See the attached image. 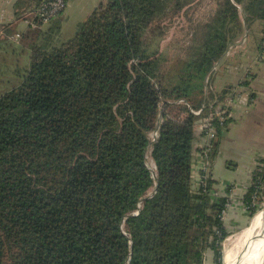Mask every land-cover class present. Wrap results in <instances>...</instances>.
Wrapping results in <instances>:
<instances>
[{
	"label": "trees",
	"instance_id": "trees-1",
	"mask_svg": "<svg viewBox=\"0 0 264 264\" xmlns=\"http://www.w3.org/2000/svg\"><path fill=\"white\" fill-rule=\"evenodd\" d=\"M41 1L15 5L32 18ZM194 1L105 0L61 41L60 14L18 33L26 66L0 94V264H202L206 252L223 264L232 185L219 192L208 169L195 184L193 143L211 116L208 168L231 122L214 116L231 89H211L213 68L256 21L262 61L264 0H214L169 63L150 37ZM263 195L259 158L245 213Z\"/></svg>",
	"mask_w": 264,
	"mask_h": 264
},
{
	"label": "rangeland",
	"instance_id": "rangeland-1",
	"mask_svg": "<svg viewBox=\"0 0 264 264\" xmlns=\"http://www.w3.org/2000/svg\"><path fill=\"white\" fill-rule=\"evenodd\" d=\"M74 1H81V3L85 7L84 13H89V7H92V2H90V0ZM214 7V0H195L179 15L164 20L167 29L163 36H160L159 38H157V35H155V37H150L152 42L155 43V45L157 44L158 50L169 59V63L174 62L175 58H177L178 55L183 54V48L189 43L195 26L199 22H205V20H207V17L213 12ZM84 13L82 14L81 9L77 10L75 7H71L68 14L69 19L65 20V23L61 22V20H58L57 24L60 27H66L62 28L63 31L60 41L62 40V36L64 35H73L74 28H72L70 24L72 20H74V18L86 15ZM20 15L18 17H20ZM18 21V24H16L15 27H12V33L21 32L22 30L27 28L26 20H20V18H18ZM0 23H7V20L4 19L3 21H1L0 19ZM260 28L261 26L259 21H256L249 26L248 30L246 31L244 41L238 46V50L235 48V45L231 47V51H228L227 53L228 57H225L223 59V63L220 66V69H218L216 76L219 84L223 85V81H229L235 76L233 72L227 69L230 64H232V67H236L235 72H237L239 68H242L238 65H244L246 69L241 72L240 78L241 81H244L245 79L249 80L250 77L254 75V78L249 80L251 88L250 85L246 89H243L244 87H242L243 92L241 94L238 92V90L234 91L236 92V97L242 95L244 96L246 102L250 99V94L252 93V91H254L252 89H255V91L256 89L259 90L260 94L264 92V56L261 58V62L258 61L256 48L257 38L260 35ZM16 33L11 35L9 40L0 41V94L17 83V79L19 78L18 70L24 69L26 66L27 58L24 55L25 50L20 46L19 40L16 39L19 35L18 33ZM3 34V37L5 38V33ZM1 36L2 35H0V40H3L1 39ZM237 40L240 41L241 38L239 37V39ZM235 51L236 53L233 55ZM250 55L254 57V60L249 59ZM222 87H224V85ZM216 89L220 90V86L218 85ZM219 92H221V90ZM230 95L231 94H228V97ZM236 97L234 99H236ZM261 97L264 98V95ZM238 101L239 99H237V102ZM237 128V124L234 125L231 130V137L232 135H236ZM239 150L240 146L232 141L230 143V147L227 149H223L220 155L217 156L213 171L217 183L222 186H219V192H223L226 185L234 184L235 186H237V190H234L231 193L232 205L227 216L224 219V221L227 222L228 225L227 228L229 231V235L224 238L221 243L223 264L226 263V259L230 258V248L233 246L234 241L237 239L241 231H243L245 228H247V226L250 225L252 219L256 214L264 211V195L259 203L260 207L258 208L257 212L254 213V215H248L247 213H245L246 210L243 207H240V198L245 190V188L243 190H241L240 188L248 183L250 173L256 166L257 160L263 157L254 158L251 153L245 154L244 151L239 152ZM227 157L232 158L235 161L232 162L234 164L236 163V165H238V168H221V165H219L218 163H220L221 160ZM226 163L227 162H225V164ZM147 165L150 169H154L153 162L149 156H147ZM249 167H252L251 171H249ZM206 169H208L207 166ZM195 184H197V181H195ZM216 187L218 186L216 185ZM233 187L234 186L232 185L231 188L233 189ZM152 190L153 189H150L148 191V194L151 193ZM263 227L264 224L256 227L254 230L255 235L258 234L259 237L256 238L258 240L255 241L253 249H255L257 246L262 245V243L264 242V234H260L262 229H264ZM250 250L251 249H248V251ZM260 255V264H264V249L261 251ZM243 258L244 257L240 258L239 260H242ZM236 259L237 260H235V262L237 263L238 258Z\"/></svg>",
	"mask_w": 264,
	"mask_h": 264
},
{
	"label": "crops",
	"instance_id": "crops-1",
	"mask_svg": "<svg viewBox=\"0 0 264 264\" xmlns=\"http://www.w3.org/2000/svg\"><path fill=\"white\" fill-rule=\"evenodd\" d=\"M16 1L17 0H0V19H1V21H3L4 19L7 20V23H0V35H2L1 36L2 38L4 36L3 33H5L6 30L9 31V30L13 29L12 27H15L16 24H18V22H19L18 18H20V20H26L27 18H29L32 15V12L34 10V8L32 7L33 4L28 6L29 8L26 7L25 5L16 6L15 5ZM104 1L105 0H90V2H92V7H89L90 11H88V12L90 13L92 11V9L99 2H104ZM71 7H75L77 10L81 9L82 14L85 11V7L81 3V1L79 2V1H74V0H67L65 10L59 15V17L57 19L61 20V22L65 23V20L69 19L68 14H69ZM19 11H20V13H19ZM89 13H87V14L84 13L86 15H84V16L82 15L81 17L78 16V17L74 18V20H72L70 26H72V28H76V26L80 22H82L87 17V15ZM19 15H20V17H18ZM60 28L62 29V28H66V27H60ZM24 30H22V31H24ZM247 30H248V28L243 29L242 35L239 36L241 38V40L240 41L235 40V42H233L228 47L226 54L223 56V58L217 64H215V66L213 68L214 73H213V77H212V81H211V85H210V87L213 91L219 92L220 90L222 91L225 88H230L231 92L229 94H235L236 92L234 90H238V92L241 94L243 92V89L247 88L245 86L243 89H242V87L240 89V87L238 86V84L241 82V78H240L241 72H243V70L246 69V67H244V65L243 66L238 65V66H241L243 69L239 68L237 71L238 73H237V72H235L236 67H232V64H230V66L227 69L230 70L231 72H233L235 74V76L229 81L228 80L223 81L222 84L224 85V87H222L223 85L219 84V82L216 78L217 71H218V69H220V66L223 63V59L225 57H228V54H227L228 51H231V47H233L234 45L236 46L235 48L238 50V46L244 41L245 34H246ZM15 33H13V34H15ZM17 33H19V32H17ZM239 37H238V39H239ZM235 53H236V51L233 53V55ZM249 59L254 60V57H252L250 55ZM218 85L220 86V90L216 89ZM250 88H251V84H250ZM252 90H254V91H252V93H254L255 96L250 98L247 102L245 101L244 96H242V95L237 96V98L234 100L232 111H231V116H230L231 122L228 125V130L225 132V134L223 135V137L220 140L217 155L215 156V158L213 160L211 159L209 162L208 171L211 173V176L213 179H215L213 171H214V166H215L216 160H217L216 158L218 155H220V153L223 149H227L230 147V143L232 141L240 146L239 152L244 151L245 154L251 153V155H253L254 158H256V157H263L264 158V98L261 97L264 95V92H262L260 94V91L257 89H256V91H255V89H252ZM250 97H251V95H250ZM237 99H239L238 102H237ZM236 124L238 126L237 131H236V135H234V136L232 135V137H231V133H232L231 130L234 127V125H236ZM203 144H204V140L202 137L199 136V134L196 130L195 140L193 143L194 158H195L194 175H195V169L200 167L201 163L203 161V158H202L204 155L203 150H202ZM232 161L235 162L232 158L227 157V158L221 160L220 163H218V164L221 165V168H223V167L231 168V169L232 168H238V165H236V163L234 164ZM225 162H227V163L225 164ZM251 170H252V167H249V171H251ZM232 185L234 187H233V189L231 188V191L237 190L236 189L237 186H235L234 184H232ZM219 186H221V185L218 184V187ZM246 186H247V183L240 189L243 190L244 188H246ZM225 226H226V229L228 230L227 222H225ZM202 264H214L210 252H206V254L204 255V261Z\"/></svg>",
	"mask_w": 264,
	"mask_h": 264
},
{
	"label": "built area",
	"instance_id": "built-area-1",
	"mask_svg": "<svg viewBox=\"0 0 264 264\" xmlns=\"http://www.w3.org/2000/svg\"><path fill=\"white\" fill-rule=\"evenodd\" d=\"M66 7V0H42L39 5L35 8L34 15L32 18H27L26 19V25L34 28L37 26V23L39 22L40 24H45L49 22L51 19L57 17L59 14H61ZM236 97L235 94H231L226 100L220 104L217 105L216 111L214 116L218 117L219 121H223V118H228L231 116V111L234 103V98ZM237 98V97H236ZM222 108V109H221ZM194 114L198 115L201 112L200 110L192 111ZM197 132L198 134H203L202 138L204 140V144L202 145V150H203V161L201 163V166L195 169V175H193V178L196 181H199L201 179V174L202 172H206V164H207V155L208 152L211 150V139L215 136L216 129L215 126L211 123V116L209 118H203L197 125ZM151 138L154 139L156 136V132L151 133ZM154 165V164H153ZM195 167V166H194ZM193 167V168H194ZM155 169V166H154ZM154 169H150L152 172ZM194 174V173H193ZM231 193L232 191L230 190V194H228V197L230 201L226 203V208L222 211L221 213V218L224 220L225 217L227 216L230 208H231ZM241 208L244 206L242 203L240 204ZM140 208V205H138ZM245 209V208H244ZM138 210V209H137ZM137 210L133 212V214H137ZM225 222V221H224Z\"/></svg>",
	"mask_w": 264,
	"mask_h": 264
},
{
	"label": "bare ground",
	"instance_id": "bare-ground-1",
	"mask_svg": "<svg viewBox=\"0 0 264 264\" xmlns=\"http://www.w3.org/2000/svg\"><path fill=\"white\" fill-rule=\"evenodd\" d=\"M264 224V211L256 214L251 223L245 228L237 239L234 241L233 246L230 248V258L225 260V264H260L261 251L264 249V242L262 245L257 246L255 249V241L258 240V234L255 235L254 230L256 227ZM264 228V227H263ZM260 234H264L262 229ZM229 240V239H228ZM248 249H251L248 251ZM244 257L242 260L240 258ZM237 263L235 260H237Z\"/></svg>",
	"mask_w": 264,
	"mask_h": 264
},
{
	"label": "water",
	"instance_id": "water-1",
	"mask_svg": "<svg viewBox=\"0 0 264 264\" xmlns=\"http://www.w3.org/2000/svg\"><path fill=\"white\" fill-rule=\"evenodd\" d=\"M138 210H139V207H138ZM138 210H137V213H138ZM133 215H136V214H133Z\"/></svg>",
	"mask_w": 264,
	"mask_h": 264
}]
</instances>
